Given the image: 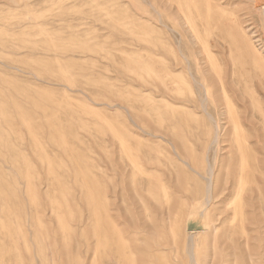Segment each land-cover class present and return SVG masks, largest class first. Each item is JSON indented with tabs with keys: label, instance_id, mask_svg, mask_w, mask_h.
Wrapping results in <instances>:
<instances>
[{
	"label": "rangeland",
	"instance_id": "obj_1",
	"mask_svg": "<svg viewBox=\"0 0 264 264\" xmlns=\"http://www.w3.org/2000/svg\"><path fill=\"white\" fill-rule=\"evenodd\" d=\"M213 1L0 0V264H264V0Z\"/></svg>",
	"mask_w": 264,
	"mask_h": 264
},
{
	"label": "bare ground",
	"instance_id": "obj_2",
	"mask_svg": "<svg viewBox=\"0 0 264 264\" xmlns=\"http://www.w3.org/2000/svg\"><path fill=\"white\" fill-rule=\"evenodd\" d=\"M214 6H216L218 9H221L222 11L224 10V9H222L218 4H216V2H214L213 0H207V11H208V16H209V18L210 19H213L214 17H213V15H212V13H213V9H215L214 8ZM215 12V11H214ZM223 13V12H222ZM218 15V14H217ZM219 15H221V14H219ZM212 17V18H211ZM240 29V28H239ZM244 34V33H243ZM248 35V34H247ZM245 37V36H244ZM249 37V36H248ZM246 38V37H245ZM248 39V38H247ZM245 40V39H244ZM249 40H252V39H248L247 41V43H250L251 44V41H249ZM253 46V45H252ZM253 50H255L254 48H253ZM250 53V52H249ZM243 172V171H242ZM243 173H245V172H243ZM242 173V176L244 175ZM241 176V175H240ZM179 226V225H178ZM175 227V226H174ZM193 249V248H192Z\"/></svg>",
	"mask_w": 264,
	"mask_h": 264
}]
</instances>
